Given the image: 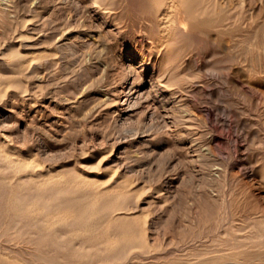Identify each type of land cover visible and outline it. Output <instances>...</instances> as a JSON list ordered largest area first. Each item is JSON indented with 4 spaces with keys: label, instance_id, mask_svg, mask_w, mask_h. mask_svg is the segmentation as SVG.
<instances>
[{
    "label": "rangeland",
    "instance_id": "374dc122",
    "mask_svg": "<svg viewBox=\"0 0 264 264\" xmlns=\"http://www.w3.org/2000/svg\"><path fill=\"white\" fill-rule=\"evenodd\" d=\"M151 1L0 0V142L31 163L0 160V264L264 263V0H198L163 51ZM28 197L75 211L60 243Z\"/></svg>",
    "mask_w": 264,
    "mask_h": 264
},
{
    "label": "bare ground",
    "instance_id": "6f19581e",
    "mask_svg": "<svg viewBox=\"0 0 264 264\" xmlns=\"http://www.w3.org/2000/svg\"><path fill=\"white\" fill-rule=\"evenodd\" d=\"M96 1H98V0H96ZM169 1V0H168ZM224 1V0H223ZM231 1V0H230ZM150 2H152L151 0H150ZM154 2H155V0H154ZM234 2V1H233ZM263 2V1H262ZM124 3V2H123ZM223 3V2H222ZM89 4V3H88ZM155 4V3H154ZM166 4V3H165ZM198 4H199V2H198V0H170L168 3H167V5L165 6L166 7V9H160V8H158V9H156L155 11H154V14L152 15V17H150L149 18V23L150 24H148V25H152V24H154L155 22L157 23V26H158V31L156 32V33H149V39H151L152 40V43L154 44V47L156 46V48L159 50V51H161L163 48H168V46H170V42H171V44L173 43V41H174V39L176 38V36L177 35H180V34H182V33H184L185 31H187L188 30V28H189V25L191 24V14H192V12L194 11V8H195V6H198ZM158 5V4H157ZM215 5V4H214ZM159 6V5H158ZM200 6V5H199ZM205 6V5H204ZM236 6V5H235ZM104 7V6H103ZM140 7V6H139ZM164 7V8H165ZM234 7V6H233ZM138 8V7H137ZM127 10V9H126ZM230 10H232V9H230ZM233 10H235L236 11V8L235 9H233ZM85 11V10H84ZM166 11V12H165ZM140 12V11H139ZM94 13V12H93ZM126 13V12H125ZM229 13V12H228ZM246 13V12H245ZM112 14V13H111ZM133 14V13H132ZM142 14V13H141ZM195 14V13H194ZM235 14H236V12H235ZM137 15V14H136ZM200 15H201V13H200ZM237 15V14H236ZM142 16V15H141ZM232 16V15H231ZM238 16V15H237ZM86 17V16H85ZM84 17V18H85ZM111 17V16H110ZM130 17V16H129ZM250 17V16H249ZM249 17H248V19H249ZM93 18V17H92ZM146 18V17H145ZM231 18V17H230ZM235 18V17H234ZM111 19V18H110ZM127 19V18H126ZM137 19V18H136ZM135 20V19H134ZM140 20V19H139ZM101 21V20H100ZM104 21V20H103ZM102 21V22H103ZM129 21V20H128ZM120 22V21H119ZM234 22V21H233ZM246 22V21H245ZM248 23H249V20H248V22L246 23L247 25H248ZM253 23V22H252ZM264 23V22H263ZM134 24V23H133ZM195 25V24H194ZM225 26V25H224ZM245 27H247V26H245ZM144 28V27H143ZM149 28V27H148ZM138 29V28H137ZM148 30V29H147ZM247 35H248V33H247ZM246 35V36H247ZM236 36V35H235ZM133 38V37H132ZM248 40V39H247ZM228 45V44H227ZM226 46V45H225ZM228 46H231V45H228ZM227 50H229V48L227 49ZM227 50H226V52H227ZM163 51V50H162ZM224 51V50H223ZM234 51V50H233ZM10 52V51H9ZM14 52V51H13ZM173 52L171 51V54H172ZM166 54H168V53H164V55L162 56L163 58L166 56ZM227 54H228V52H227ZM161 55V54H160ZM235 55V54H234ZM223 56H224V54H223ZM223 56H222V60H223ZM230 56V55H229ZM228 56V57H229ZM232 56V55H231ZM8 57V56H7ZM144 58H145V55H144ZM163 58H162V60H163ZM147 59H149V57H147ZM233 59V58H232ZM231 59V60H232ZM218 60V59H217ZM221 59H220V61H222ZM224 61V60H223ZM229 61H230V59H229ZM235 61V60H234ZM221 63H223V62H221ZM233 63V62H232ZM155 64V63H154ZM173 61L171 60V66H173ZM218 64V63H217ZM227 64V63H226ZM229 64V63H228ZM219 65H220V63H219ZM224 65V64H223ZM234 65V64H233ZM132 67V66H131ZM130 67V68H131ZM135 67V66H134ZM141 67V66H140ZM226 67V66H225ZM133 69V68H132ZM227 69V68H226ZM225 69V70H226ZM131 70V69H130ZM135 70V69H134ZM176 70V69H175ZM140 72V71H139ZM175 73V72H174ZM185 73V72H184ZM233 74V73H232ZM152 76V75H151ZM167 76V75H166ZM139 77V76H138ZM189 77V76H188ZM197 82V81H196ZM3 83V82H2ZM155 83H156V81H155ZM135 85V84H134ZM150 90H151V88H150ZM145 91V90H144ZM128 96V95H127ZM155 96V95H154ZM166 97V96H165ZM162 101V100H161ZM165 101V100H164ZM135 102V101H134ZM133 102V103H134ZM166 102V101H165ZM138 105V104H137ZM164 106V105H163ZM163 109H166V108H163ZM6 142V141H5ZM12 147V146H11ZM24 150V149H23ZM12 151V150H11ZM9 149H7V146H5L4 145V143H1L0 142V160H3L5 163H6V167H8V168H10L11 170H16V169H20L21 167H24V166H30V162H28L27 163V161H26V159H23V158H21V155L18 153V154H16V153H12ZM28 155V154H27ZM32 158V157H31ZM30 158V159H31ZM30 161V160H29ZM74 161V160H73ZM30 163V164H29ZM35 166V165H34ZM75 167H77V166H75ZM55 168V167H54ZM61 169V168H60ZM51 170H52V168H51ZM76 170V169H75ZM82 170V169H81ZM114 170V169H113ZM44 171V170H43ZM43 171L41 170V172L43 173ZM23 172V171H22ZM42 173H38L39 174V176H41L42 177ZM46 173H48V170L46 171ZM59 173V172H58ZM61 173V172H60ZM107 173V172H106ZM105 173V174H106ZM19 174V173H18ZM30 174V173H29ZM37 174V175H38ZM44 174V173H43ZM81 174V173H80ZM46 175V174H45ZM48 175V174H47ZM46 175V176H47ZM31 177L29 178V181H32V182H37V181H35L36 179L35 178H33V175H30ZM51 176V175H50ZM53 176V175H52ZM63 176V175H62ZM106 176V175H105ZM18 177V176H17ZM28 177V176H27ZM36 177V176H35ZM48 177V176H47ZM54 177V176H53ZM60 177V176H59ZM38 178V177H37ZM44 178V177H43ZM70 178V177H69ZM49 180H50V178H48ZM53 179H55V178H53ZM52 179V180H53ZM68 179V178H67ZM49 180L47 181V179L46 180H39V183L38 184H40V185H42V186H44V185H46V184H49ZM80 179H79V177L78 176H72V178H70V182H69V184H72L73 186H76V187H78V186H80L81 188H83V187H86V185H85V183L86 182H82L81 180L79 181ZM100 180V179H99ZM28 181V182H29ZM59 181H60V178H59ZM67 181H64V183L65 182H67ZM118 181V180H117ZM116 181V182H117ZM17 182V181H16ZM26 182V181H25ZM54 182V181H53ZM53 182H52V184H53ZM57 182V181H56ZM62 183H63V177H62V181H61ZM68 182H67V184H68ZM119 182V181H118ZM29 183H31V182H29ZM20 184V183H19ZM56 184V183H55ZM88 184V183H87ZM6 185V184H5ZM29 185V184H28ZM31 185V184H30ZM32 185H35V183L34 184H32ZM36 186V185H35ZM34 186V187H35ZM37 186H39V185H37ZM49 186H50V184H49ZM58 186H61V183H59V185ZM67 186V185H66ZM71 187L72 188V190H74L73 188L74 187ZM117 186H118V184H117ZM64 187V186H63ZM88 187V186H87ZM113 187V186H112ZM24 188V187H23ZM26 188V187H25ZM48 188V187H47ZM52 188V187H51ZM79 188V187H78ZM111 189V187H108V189ZM28 189H29V186H28ZM45 190H46V188H44ZM48 189H50V187L48 188ZM64 189V188H63ZM66 189V188H65ZM86 189V188H85ZM89 189V188H88ZM57 190H59V189H57ZM69 190V189H68ZM87 190V189H86ZM90 190H91V188H90ZM98 190H99V188H98ZM113 190V189H112ZM117 190V189H116ZM24 191V190H23ZM28 191V190H27ZM49 191V190H48ZM81 191H82V189H81ZM89 191V190H88ZM101 191H102V189H101ZM100 191V192H101ZM109 191V190H108ZM111 191V190H110ZM92 192H94V191H92ZM117 192H118V190H117ZM61 193V192H60ZM60 193L58 192V193H56V194H54V195H56L57 197H60ZM98 193V192H97ZM96 193V194H97ZM104 193V192H103ZM23 194V193H22ZM21 194V195H22ZM86 194H87V191H86ZM88 194H90V193H88ZM95 194V193H94ZM96 194L94 195V196H92L91 198H90V202L92 203V202H94V201H96V197L98 198V196H96ZM33 196V195H32ZM37 196V195H36ZM47 196V195H46ZM90 196H91V194H90ZM40 197V196H39ZM43 197H45V195L43 196ZM64 197V196H63ZM3 198V197H2ZM6 198H8V196L6 197ZM15 198H16V196H15ZM26 198V197H25ZM54 198V197H53ZM68 198V197H67ZM76 198V197H75ZM86 198V197H85ZM88 198H89V196H88ZM19 199H20V197H19ZM32 199V198H31ZM29 200V197H28V200L29 201H25V202H19V209H17L16 211H19L18 212V216H20V218L21 217H31V219H32V221H31V227L30 228H32V230H35L34 232H38V231H42V230H45L46 232H47V234H48V232H52V235H50L49 236V238H50V241H53L54 243H57L59 240H61V239H63L64 238V236L66 237V235H64L65 233H63L61 230H59V229H57L58 227L57 226H59L58 224L59 223H62L66 218H68L70 215H74L75 213V211H73V210H65V211H62V210H60L59 208H61V207H59L58 208V204L56 205V207L57 208H55V209H57V212H56V210H52V208H51V205L49 206V204H50V202H49V204L46 202V204H48V205H40L39 203H38V201L40 202V200H36V198H34L33 200ZM73 199V198H72ZM81 199V198H80ZM2 200V199H1ZM17 200H18V198H17ZM22 200H23V197H22ZM42 200V199H41ZM46 200H48V199H46ZM150 200V199H149ZM10 201H11V199H10ZM15 201H16V199H15ZM19 201V200H18ZM20 201H21V199H20ZM24 201V200H23ZM44 201H45V199H44ZM52 201V200H51ZM54 201V200H53ZM81 201V200H80ZM82 201H84L83 199H82ZM81 201V202H82ZM8 202V201H7ZM80 202V203H81ZM85 202V201H84ZM87 202H88V200H87ZM104 202V201H103ZM2 203H3V201H2ZM14 203V202H13ZM100 203V202H99ZM7 204V203H6ZM73 204V203H72ZM14 205H18V204H14ZM78 205V204H77ZM85 205V204H84ZM112 205V207H113V203L111 204ZM62 206V205H61ZM87 206V205H86ZM89 206V205H88ZM100 206V205H99ZM116 206H117V204H116ZM119 206H120V204H119ZM0 207H2V206H0ZM73 207V206H72ZM90 207V206H89ZM118 207V206H117ZM18 208V207H17ZM71 208V207H70ZM93 208V207H92ZM14 209H15V206H14ZM98 209V208H97ZM99 209H100V207H99ZM86 210H87V208H86ZM85 210V211H86ZM116 210H118V208L117 209H113L112 210V214H111V212H110V214H111V219H114V220H118V219H123V218H125L126 216H127V214L128 213H122V212H116ZM122 210V209H121ZM52 211V212H51ZM53 211H55V212H53ZM80 211V210H79ZM84 211V212H85ZM92 211H94V210H92ZM110 211V210H109ZM2 212V211H1ZM81 212H82V210H81ZM95 212V211H94ZM11 213V212H10ZM13 213H15V210L13 211ZM109 213V212H108ZM108 213L106 214V216L108 215ZM133 213V212H132ZM131 213V214H132ZM82 214V213H81ZM85 214V213H84ZM94 214H96V213H94ZM102 214H103V212H102ZM14 216V215H13ZM78 216V215H77ZM81 216H84V215H81ZM79 217V216H78ZM99 217H100V215H99ZM101 217H102V215H101ZM108 217H110V215L108 216ZM19 218V219H20ZM69 218H71V217H69ZM68 218V219H69ZM75 218V217H74ZM80 218V217H79ZM78 218V219H79ZM82 218V217H81ZM95 218V217H94ZM16 219H17V215H16ZM27 219V218H26ZM31 219H29V220H31ZM67 219V220H68ZM18 220V219H17ZM93 220V219H92ZM101 220V219H100ZM110 220V219H109ZM108 220V221H109ZM28 221V220H27ZM72 221V220H71ZM83 221H85V220H83ZM119 221H121V220H119ZM118 221V222H119ZM127 220L125 219V222H126ZM145 221V220H144ZM19 222V221H18ZM66 222V221H65ZM114 222V221H113ZM124 222V221H123ZM122 222V223H123ZM258 222H259V220H258ZM29 223V222H28ZM64 223V222H63ZM81 223V222H80ZM85 223V222H84ZM83 223V224H84ZM92 223V222H91ZM90 223V224H91ZM94 223V222H93ZM12 224H14V223H12ZM17 224V223H16ZM86 224V223H85ZM88 224V223H87ZM95 224V223H94ZM119 224V223H118ZM61 225V224H60ZM78 225V224H77ZM82 225V224H81ZM89 225V224H88ZM107 225H108V223H107ZM116 225V224H115ZM120 225V224H119ZM29 226H30V224H29ZM233 226V225H232ZM250 226H251V224H250ZM254 227V226H253ZM84 227H83V225H82V227L80 228V230L82 231V229H83ZM256 228V227H255ZM28 229V228H27ZM86 229V228H85ZM134 229V228H133ZM257 229V228H256ZM75 231V230H74ZM80 231V232H81ZM253 231V230H252ZM23 232V231H22ZM26 232V231H25ZM30 232V231H29ZM72 232V231H71ZM221 232V231H220ZM228 232V231H227ZM43 233V232H42ZM42 233H39V234H42ZM79 233V232H78ZM226 232L224 231V234H225ZM229 233V232H228ZM12 234V233H11ZM131 234V233H130ZM146 234V233H145ZM240 234V233H239ZM261 234V233H260ZM7 235V234H6ZM18 235V234H17ZM21 235V234H20ZM132 235V234H131ZM228 235V234H227ZM232 235V234H231ZM246 235V234H245ZM258 235V234H257ZM0 236H2V235H0ZM15 236V235H14ZM46 236V235H45ZM122 236V235H121ZM11 237V236H10ZM18 237V236H17ZM20 237V236H19ZM200 237V236H199ZM248 237V236H247ZM250 237V236H249ZM252 237V236H251ZM9 238V237H8ZM15 238V237H14ZM22 238V237H21ZM202 238V237H201ZM45 239V237L43 238V240ZM67 239V238H66ZM103 240L101 241V242H104V244L106 245V247L105 248H108V247H111L113 244H116L117 243V239L114 237V236H111V234L110 235H108V236H106V237H104V238H102ZM199 239V238H198ZM230 239V238H229ZM234 239V238H233ZM186 240V239H185ZM218 240V239H217ZM64 241V240H63ZM79 241H81V240H79ZM78 241V242H79ZM190 241V240H189ZM193 241H194V239H193ZM235 241H237V240H235ZM264 241V240H263ZM38 242H40L39 240H38ZM43 242V241H42ZM137 242V241H136ZM254 242V241H253ZM44 243V242H43ZM59 243H60V241H59ZM128 243V242H127ZM196 243V242H195ZM244 243H246V242H244ZM77 244V243H76ZM101 244V243H100ZM122 244V243H121ZM138 244V243H137ZM163 244V243H162ZM238 244H239V242H238ZM248 244V243H247ZM258 244H260V243H258ZM262 244V243H261ZM264 244V243H263ZM78 245H79V243H78ZM78 245H77V248H80V247H78ZM88 245V244H87ZM99 245V244H98ZM136 245V244H135ZM140 245V244H139ZM203 245V244H202ZM226 245V244H225ZM228 245V244H227ZM236 245V244H235ZM81 246V249L80 250H82V244L80 245ZM85 246V245H84ZM122 246V245H121ZM165 246V245H164ZM199 246V245H198ZM206 246V245H205ZM232 246V245H231ZM114 247V246H113ZM238 247V246H237ZM89 248H90V246H89ZM112 248V247H111ZM110 248V249H111ZM126 248V247H125ZM250 248V247H249ZM11 249V248H10ZM86 249V248H85ZM103 249V248H102ZM116 249V248H115ZM167 249V248H166ZM201 249V248H200ZM264 249V248H263ZM1 250V249H0ZM93 250V249H92ZM105 250V249H104ZM164 250V249H163ZM170 250V249H169ZM248 250V249H247ZM254 250V249H253ZM15 251V250H14ZM107 251V250H106ZM110 251V250H109ZM108 251V252H109ZM182 251V250H181ZM184 251H185V249H184ZM239 251V250H238ZM76 252H77V249H75L74 247L72 248V250H71V252H70V254H71V256L72 255H75L76 254ZM153 252V251H152ZM160 252V251H159ZM172 252V251H171ZM176 252V251H175ZM230 252V251H229ZM247 252V251H246ZM9 253V252H8ZM87 253V252H86ZM118 253V252H117ZM173 253V252H172ZM242 253H243V251H242ZM253 253H254V251H253ZM102 254H104V253H102ZM133 254V253H132ZM148 254H150V253H148ZM177 254V253H176ZM182 254V253H181ZM224 255H225V252L223 253ZM264 254V253H263ZM89 255V254H88ZM158 255V254H157ZM167 255V254H166ZM165 255V256H166ZM173 255V254H172ZM183 255H185V254H183ZM195 255V254H194ZM229 255V254H228ZM234 255V254H233ZM244 255H245V253H244ZM85 256H87V254L85 255ZM138 256V255H137ZM159 256H161L160 254H159ZM236 256V255H235ZM235 256H233V257H235ZM239 256H241V255H239ZM127 257V256H126ZM152 257V256H151ZM157 257V256H156ZM155 257V258H156ZM219 257V256H218ZM245 257V256H244ZM243 257V258H244ZM257 257V256H256ZM259 257V256H258ZM121 258V257H120ZM140 258V257H139ZM167 258V257H166ZM215 258V257H214ZM246 258V257H245ZM248 258V257H247ZM106 259V258H105ZM138 259V258H137ZM141 259V258H140ZM143 259V258H142ZM145 259H148V258H145ZM177 259V258H176ZM200 259V258H199ZM208 259V258H207ZM212 259V258H211ZM56 260V259H55ZM127 260V259H126ZM155 260V259H154ZM201 260H204V259H201ZM226 261H227V259H225ZM246 260V259H245ZM252 260V259H251ZM260 260H262V259H260ZM264 260V259H263ZM54 261V260H53ZM99 261V260H98ZM105 261V260H104ZM129 261V260H128ZM166 261H168V260H166ZM184 261V260H183ZM231 261V260H230ZM239 260H237V262H238ZM243 261V260H242ZM46 262V261H45ZM88 262V261H87ZM179 262V261H178ZM255 262V261H254ZM44 263V262H43ZM104 263V262H103ZM102 263V264H103ZM220 263V262H219ZM250 263V262H249ZM47 264V263H46ZM92 264V263H91ZM94 264V263H93ZM127 264V263H126ZM157 264V263H156ZM185 264H187V263H185ZM210 264V263H209ZM213 264V263H212ZM216 264H218V263H216ZM222 264V263H221ZM245 264V263H244ZM255 264V263H254ZM259 264H260V262H259ZM264 264V263H263Z\"/></svg>",
    "mask_w": 264,
    "mask_h": 264
}]
</instances>
